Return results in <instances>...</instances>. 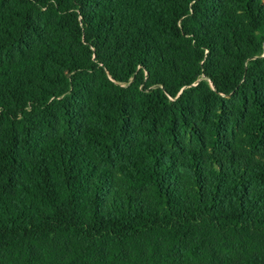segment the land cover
I'll list each match as a JSON object with an SVG mask.
<instances>
[{"label":"trees","instance_id":"16d2710c","mask_svg":"<svg viewBox=\"0 0 264 264\" xmlns=\"http://www.w3.org/2000/svg\"><path fill=\"white\" fill-rule=\"evenodd\" d=\"M0 264H264V0H0Z\"/></svg>","mask_w":264,"mask_h":264}]
</instances>
